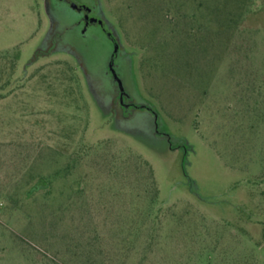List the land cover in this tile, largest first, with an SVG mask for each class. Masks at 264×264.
<instances>
[{
	"label": "rangeland",
	"instance_id": "rangeland-1",
	"mask_svg": "<svg viewBox=\"0 0 264 264\" xmlns=\"http://www.w3.org/2000/svg\"><path fill=\"white\" fill-rule=\"evenodd\" d=\"M99 1L129 123L104 49L89 80L43 0H0V264H264V0Z\"/></svg>",
	"mask_w": 264,
	"mask_h": 264
},
{
	"label": "flooded vegetation",
	"instance_id": "flooded-vegetation-1",
	"mask_svg": "<svg viewBox=\"0 0 264 264\" xmlns=\"http://www.w3.org/2000/svg\"><path fill=\"white\" fill-rule=\"evenodd\" d=\"M51 20L50 34L45 40L44 50H61L73 53L86 69V52L96 43L105 50L100 70L104 78L103 100L111 112L121 121L129 123L126 114L137 113L140 105L136 103L132 92L120 90L118 79H123L124 56L118 39L108 20L105 18L99 0H43ZM105 66V67H104ZM117 76H115V74ZM99 75V74H98ZM105 80V81H104ZM124 80V79H123ZM135 113V114H136ZM139 125V124H138Z\"/></svg>",
	"mask_w": 264,
	"mask_h": 264
},
{
	"label": "trees",
	"instance_id": "trees-1",
	"mask_svg": "<svg viewBox=\"0 0 264 264\" xmlns=\"http://www.w3.org/2000/svg\"><path fill=\"white\" fill-rule=\"evenodd\" d=\"M245 1H248V0H243L244 3H240L241 5L239 4V8L241 10L246 8L247 4H245ZM151 172H152V174H151L152 176L150 177V179L152 181L151 185H152L153 190L156 191V193L158 194L159 190H158V188L156 187V184H155L156 181H155V178H154V175H153V171H151Z\"/></svg>",
	"mask_w": 264,
	"mask_h": 264
},
{
	"label": "water",
	"instance_id": "water-1",
	"mask_svg": "<svg viewBox=\"0 0 264 264\" xmlns=\"http://www.w3.org/2000/svg\"><path fill=\"white\" fill-rule=\"evenodd\" d=\"M119 83L121 84V82L119 81Z\"/></svg>",
	"mask_w": 264,
	"mask_h": 264
}]
</instances>
